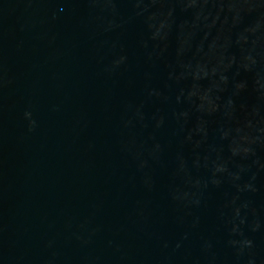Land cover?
I'll return each mask as SVG.
<instances>
[{"label": "water", "instance_id": "water-1", "mask_svg": "<svg viewBox=\"0 0 264 264\" xmlns=\"http://www.w3.org/2000/svg\"><path fill=\"white\" fill-rule=\"evenodd\" d=\"M0 264H264V0H0Z\"/></svg>", "mask_w": 264, "mask_h": 264}]
</instances>
